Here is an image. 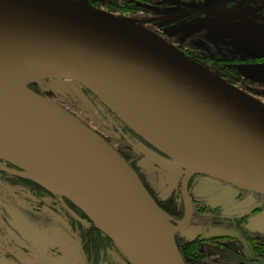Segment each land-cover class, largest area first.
Instances as JSON below:
<instances>
[{"label": "water", "instance_id": "1", "mask_svg": "<svg viewBox=\"0 0 264 264\" xmlns=\"http://www.w3.org/2000/svg\"><path fill=\"white\" fill-rule=\"evenodd\" d=\"M53 79L93 92L182 169L181 220L101 148L80 155L46 148L3 110V93ZM147 126L188 158L149 141ZM0 146L36 172L20 167L25 176L82 210L131 264L126 247L143 264H185L175 234L190 219L184 189L193 174L264 194V105L140 24L77 0H0Z\"/></svg>", "mask_w": 264, "mask_h": 264}, {"label": "rangeland", "instance_id": "2", "mask_svg": "<svg viewBox=\"0 0 264 264\" xmlns=\"http://www.w3.org/2000/svg\"><path fill=\"white\" fill-rule=\"evenodd\" d=\"M77 1L88 3L105 12L152 29V31L163 36L165 40H169L178 48L191 53L206 67H214L220 72H224L226 76L224 78L227 81L264 105V58H262L264 57V0H237L239 2H235L232 9L224 7L228 0ZM240 2H243V5ZM218 6L220 8H214ZM187 10L200 12L185 14L184 12ZM231 72L233 74H229ZM32 86L36 90L35 93L55 100L88 129L105 139L107 144L133 170L146 191L151 190L159 203L170 200L173 190L183 175L182 169L177 167L165 154L152 147L131 123L116 113L93 92L74 82L71 84L54 79L42 80L33 83ZM121 126L129 128L135 137L133 139L131 137L121 139L120 132L115 128H122ZM130 159L134 161H130ZM0 160L16 166L2 157ZM17 168L21 170L20 174L22 175L18 178L0 173L1 233L6 237L20 236L30 246L37 248L42 253H47L48 258L51 255L48 253L49 250L66 248L71 251L72 246L64 238H59L61 233L55 230V223L49 218L43 217L45 215H41L43 213L51 214L56 224H59L57 221L63 215L59 209L55 210L51 207V198L48 196L50 190L25 176L26 171L20 167ZM156 173H162L167 179L169 186L164 191H160L156 187ZM207 177L209 176L197 174L192 180L195 215H199L200 212H205L202 216L206 215L208 209L213 210L214 206L219 204V201L223 200L224 197L232 199L230 194H234L236 189L242 192L247 191L219 179L210 180ZM36 187L37 192H33L32 189ZM198 189L201 196L197 192ZM260 195L264 200V194ZM151 198L154 200L152 196ZM231 201L228 204L230 207L232 206ZM178 206L180 207L181 204L179 203ZM262 209L258 215L264 211V207ZM161 210L170 217L167 212ZM218 210L208 218L193 219L190 225L178 233L181 239L179 237L176 239L180 240V245L176 239L175 243L185 264L187 258L205 259L194 251V245L198 247L197 241L199 240L193 241L197 234L200 242L203 243L204 252L202 254L207 253L209 255L208 248L204 246L212 243V239H209L212 238V235L217 234L214 232H217L218 226H214L213 223L219 221L216 223L221 226L226 224L227 219H229L226 215L222 217ZM231 210L234 209L229 208L227 215L233 214ZM240 216L242 214L239 213L237 218H242ZM38 220H45L49 223V229H45L43 223H36ZM220 220H224L225 223H221ZM61 222L66 226L64 219ZM218 235L221 234L218 233ZM63 242L66 243L63 244ZM75 246H77L76 243ZM119 250L131 264L124 252L120 248ZM49 260L53 264L57 262L52 258Z\"/></svg>", "mask_w": 264, "mask_h": 264}, {"label": "flooded vegetation", "instance_id": "3", "mask_svg": "<svg viewBox=\"0 0 264 264\" xmlns=\"http://www.w3.org/2000/svg\"><path fill=\"white\" fill-rule=\"evenodd\" d=\"M235 2L239 1L228 0L225 2L224 7H226L227 9H232ZM240 3L243 5V2ZM214 8H220V6ZM200 11L187 10L184 13L188 14ZM150 31L165 40L163 36L159 35L155 31H152V29ZM165 41L171 44L173 47H175L177 50L182 52L185 56H187L194 62L198 63L202 67L208 69L212 73L224 79L227 83L231 84L229 81H227L226 78H224V72H220L214 67H206V65L201 63V61L195 58L191 53H187L181 48H178L175 44L169 42V40ZM229 74H233V72ZM30 85V89L36 92V90L33 89L32 84ZM115 128H117L120 132L121 135H119L121 139H123L124 137H131L133 139L135 137L127 127ZM140 141L142 142V140ZM123 157L126 159L125 156ZM132 160L130 159V161ZM2 162L3 161L0 160V173L7 174L13 178H18L22 176L20 174L21 170H19L16 166H13L7 162ZM195 176H197V174H193L187 180L184 189L191 210V215L187 226L190 225L191 222H193V219L208 218V216H212L213 212L219 209L218 211L220 212V215L222 217L223 215H226L229 218L227 219L226 224H231L236 229L238 236L233 237L231 235H212V238L209 239H212V243H209L204 246L205 248H208L209 255H207V253L202 254L204 252V248L202 245L203 243L202 241L200 242V239L198 237L199 235L197 234L193 241L195 242L196 239L199 240L197 241L198 247L195 246L193 243L195 247L194 251L198 252V254L202 255L205 259L199 260L196 257L187 258L186 264H230V261L226 262L223 260V257H226L225 255H229V258L234 260V262L231 264H264V236L259 235L257 233H251L245 228L248 219L254 216H258V213L263 210L262 208L264 207V200L261 198L260 193H254L249 191L242 192L236 189L234 190V194H230L232 199L224 197L223 200L219 201V204H216L214 206L213 210L208 209L210 212L208 211L206 215L202 216L205 212H200L199 215H195V199L194 192L192 190V180ZM207 179L214 180V178L212 177H207ZM182 180L183 175H181L179 184L173 190L174 192L171 195V198H169L170 200L165 203H159L157 201L158 199H156V196L152 194L151 190H147L148 194H150L154 198L155 203H157L161 209L167 212L170 217L176 221H179L184 217L186 209L182 189ZM155 184L157 189L160 191H164L169 186L167 179L162 173H156ZM32 191L37 192V187L33 188ZM197 192H199V189L197 190ZM200 194L201 192H199V196H201ZM48 196L49 198H51V207L55 210L59 209L63 213V215L59 217L60 220L57 219V222L59 224H56L55 219L51 214L43 213L41 215H45L43 217H47L51 221H53L55 223V230H58L61 233L59 235V238H64L67 243L72 246L71 251L67 250L66 248H63L62 250L54 249V251L49 250L48 253H51L49 258L56 260L57 262L55 264H130L120 252L119 248L115 245V242L112 241L101 230H99L91 221V219L75 204H73V202L58 193H52L50 191L48 192ZM230 201L232 203L231 207L234 210H231L233 214L227 215V210H229V208L231 209V207L228 205ZM179 203L181 204L180 207L178 206ZM239 213L242 214V216H240L242 218H237V215H239ZM31 217L33 218V216ZM62 219L65 220L66 226L63 224V222H61ZM216 222L219 223V221ZM216 222L213 223L214 226H219ZM220 222L225 223L224 220H220ZM36 223H43V227H45V229H49V223H47L45 220H38ZM1 229L2 227L0 226V264H53L52 261H50L47 257V253H42L37 248L30 246L27 242H24L23 239L20 238V236L6 237L1 233ZM179 232L175 234V239L179 237ZM176 241L180 245V240L176 239ZM65 243L63 242V244ZM75 243L77 246H75ZM245 253H247L248 255H246Z\"/></svg>", "mask_w": 264, "mask_h": 264}, {"label": "bare ground", "instance_id": "4", "mask_svg": "<svg viewBox=\"0 0 264 264\" xmlns=\"http://www.w3.org/2000/svg\"><path fill=\"white\" fill-rule=\"evenodd\" d=\"M59 81L73 84L72 81L67 79H59ZM28 88L30 89V87ZM29 89L21 88L7 91L2 95V102L5 108L3 110L7 113L9 112L8 114L12 119L25 125L32 140L35 139L46 148L63 151L73 155L91 154L92 150L99 147L113 162H115V164L120 166L126 174L135 179L136 175L133 170H131L129 165L118 153L107 144L105 139L88 129L78 118L72 116L55 100L36 95ZM144 129L145 137L152 143L179 158H188L183 150L166 141L158 128L147 126ZM1 156L9 158L11 162L15 161L12 154L0 146V157ZM19 163L17 162L16 164L25 169L28 173H36L23 163ZM91 171L98 182L107 189L106 181L102 174L95 169ZM158 220L161 226L167 221L161 212L158 215ZM125 251L132 254V261L134 264H143L131 248L126 247Z\"/></svg>", "mask_w": 264, "mask_h": 264}, {"label": "crops", "instance_id": "5", "mask_svg": "<svg viewBox=\"0 0 264 264\" xmlns=\"http://www.w3.org/2000/svg\"><path fill=\"white\" fill-rule=\"evenodd\" d=\"M245 228L247 231L251 233H257L259 235L264 236V211L261 212L260 215L250 218L247 221ZM214 233H217L216 235H218V233L221 235L222 233H225L223 235H231L233 237L238 236L236 229L231 224H224L222 226H218L217 232H214ZM245 254L248 255L247 253ZM225 256L226 257H223L224 261L226 262L230 261V264L234 262V260L229 258L230 257L229 255H225Z\"/></svg>", "mask_w": 264, "mask_h": 264}, {"label": "trees", "instance_id": "6", "mask_svg": "<svg viewBox=\"0 0 264 264\" xmlns=\"http://www.w3.org/2000/svg\"><path fill=\"white\" fill-rule=\"evenodd\" d=\"M31 86V85H30Z\"/></svg>", "mask_w": 264, "mask_h": 264}]
</instances>
